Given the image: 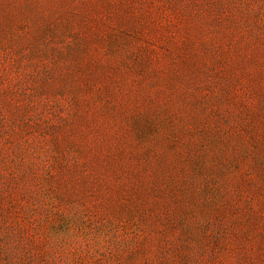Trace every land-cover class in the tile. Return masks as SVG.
Masks as SVG:
<instances>
[{
  "label": "rangeland",
  "instance_id": "1",
  "mask_svg": "<svg viewBox=\"0 0 264 264\" xmlns=\"http://www.w3.org/2000/svg\"><path fill=\"white\" fill-rule=\"evenodd\" d=\"M0 264H264V0H0Z\"/></svg>",
  "mask_w": 264,
  "mask_h": 264
}]
</instances>
